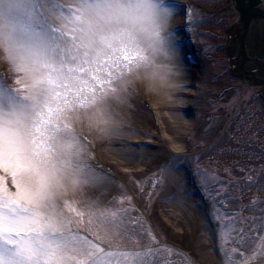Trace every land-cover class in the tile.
Returning a JSON list of instances; mask_svg holds the SVG:
<instances>
[{
  "label": "snow or ice",
  "instance_id": "1",
  "mask_svg": "<svg viewBox=\"0 0 264 264\" xmlns=\"http://www.w3.org/2000/svg\"><path fill=\"white\" fill-rule=\"evenodd\" d=\"M171 15L163 0H0V49L24 89L0 78V166L19 177L17 191L0 189V264H149V256L154 264L162 251L155 235L140 248L105 246L95 230L73 226L76 218L111 225L123 239L127 209L95 200L76 207L64 197L108 178L85 159L76 125L120 130L113 101L123 102L132 77L172 47L174 34H161ZM183 160L174 156L160 171L186 172Z\"/></svg>",
  "mask_w": 264,
  "mask_h": 264
},
{
  "label": "rangeland",
  "instance_id": "2",
  "mask_svg": "<svg viewBox=\"0 0 264 264\" xmlns=\"http://www.w3.org/2000/svg\"><path fill=\"white\" fill-rule=\"evenodd\" d=\"M44 15L50 22H55L58 27L60 26L53 13L45 10ZM235 17L237 14L232 0H191L188 25L193 40V56L199 62L203 76L201 89L198 90L199 95L192 98L191 108L183 112L186 119H192L194 122L184 143L186 154L183 157L184 165L192 168H194V163L200 162V159L198 160L200 148L225 139L229 133H232L231 137L234 136L233 129H229L231 124H228L238 106H240L239 111L243 110V115H246V112L248 115L255 111L260 112L259 120L264 123L263 111L260 108L262 105L256 96L259 88L245 86L236 77L238 73L232 71V57L228 49V44L232 46L231 42L234 38L233 26H240L241 22H245V26L239 31V37L244 43L245 36V53L249 55V51L253 56L254 43L246 29L256 19L241 18L234 25ZM233 43L237 44L236 41ZM247 44L250 49H247ZM18 75L23 76V74H17L11 65L9 68L0 66V78L23 92L22 85L18 84L15 79ZM124 96L126 99L123 102L113 101L112 111L116 120L122 124L115 134L100 133L94 127H89L87 120L83 125L80 123L76 125V131L82 138H87L86 143L89 145V150L84 154L85 159L106 173L108 178L93 184L82 185L68 192L64 199L71 201L76 207H83L95 200L98 207L127 209L124 230L128 232V235L123 239L114 238L111 235L113 231L111 225L96 222L89 224L84 218H76L74 228L81 231L87 230L90 236L95 230L105 246L118 244L122 247L140 248L152 243L150 234L155 235L159 243L154 244L153 247H159L162 251L157 254L154 264H164L165 261L170 264H233L232 260L227 258L221 250L217 221L214 222L216 243L212 248L213 251L211 250V256L205 252L200 241L203 231L201 222L199 225H191L190 232H187L186 228L183 231L176 230L169 224L165 217L166 210L171 211L172 207L169 206L166 209L163 205L172 198L176 172L165 174L160 170L168 160L176 155L168 149V144L162 143L158 147L147 144L156 141L155 137L150 136L151 133L153 131L160 133L163 127L161 122L157 123L154 117L155 112L152 109L158 102L164 103L165 101L136 76L132 77V83ZM173 98L177 97L170 96L165 100ZM245 109H247L246 112ZM161 111L166 113L171 110L168 108ZM162 121L167 124L164 116ZM258 126V130L262 129L264 135V124ZM125 144L145 147L139 150H127L124 148ZM160 148L162 150H159ZM219 151L218 146H215L211 148L210 154H205L201 158V164H205L206 168L203 167L204 170L198 174L218 209L222 226L225 227V246L228 248L225 253L232 255L234 261L239 256L240 262L238 263L244 264L245 261L249 262L264 254V249L260 247L261 242L264 241V233L259 234V229L252 233L245 230L248 236L246 239L242 237L243 242L240 246L238 245L237 232H235L237 221L235 220L232 224L233 215L230 212L231 207H237V203L225 194L226 184L223 181L225 179L223 172L229 170L224 164L227 160L225 156L227 153ZM146 156L149 160L139 172L132 169V164L125 163L127 160L137 161ZM211 157L221 159L223 164L217 166L213 160L209 161ZM18 179V176L13 175L10 166H0V189L10 192L17 191L16 181ZM77 201L80 203L77 204ZM208 203L211 209L209 199ZM69 215L74 216V212H69ZM228 224L232 226L228 228ZM106 229H108L107 232ZM93 238L96 237L93 236ZM164 246L177 250L182 255H169L164 250ZM148 262L153 264L151 256L148 257Z\"/></svg>",
  "mask_w": 264,
  "mask_h": 264
},
{
  "label": "bare ground",
  "instance_id": "3",
  "mask_svg": "<svg viewBox=\"0 0 264 264\" xmlns=\"http://www.w3.org/2000/svg\"><path fill=\"white\" fill-rule=\"evenodd\" d=\"M181 5H172L169 0H163V4L172 9L170 16L169 33L172 36V52L177 58L178 64L183 69V84L184 86L175 92L172 96L177 97L171 100H163L164 103H157L155 107L159 114V119L162 124L160 133L152 132L150 136L155 137L157 146L160 144H168V148L173 154L179 157H184L185 141L188 137L194 122L192 119H186L185 114L191 108L192 98L197 97L200 93L203 76L201 75L200 66L188 62L184 57V49H188L191 39L185 33L184 8L189 5L190 0H176ZM255 8L264 12V1L259 0L255 4ZM263 27L260 28L259 35ZM257 37V34L255 35ZM10 66L4 59V52L0 49V66ZM196 102V101H195ZM170 109L171 111L163 113L162 109ZM173 111V112H172ZM163 116L167 119V124L162 121ZM159 150H162L160 148ZM160 152V151H157ZM151 155L150 153H148ZM149 157H143L137 161H126L127 164H132V169L135 172L141 171L143 166L147 163ZM123 164V163H122ZM186 172H176V181L172 188V198L167 200L163 207H172L171 211L166 210V219L169 224L176 230L183 231L187 229L190 232L191 225H199L201 222L202 235L200 238L201 244L205 248V252L211 256V250L216 243L215 228L213 227V220L211 219L210 211H208L205 198L198 187L196 180L188 171L187 166L184 165ZM131 169V170H132ZM210 216V218H209ZM186 228V229H185ZM264 262V254L259 255L250 264H262ZM249 264V263H248Z\"/></svg>",
  "mask_w": 264,
  "mask_h": 264
},
{
  "label": "trees",
  "instance_id": "4",
  "mask_svg": "<svg viewBox=\"0 0 264 264\" xmlns=\"http://www.w3.org/2000/svg\"><path fill=\"white\" fill-rule=\"evenodd\" d=\"M260 118L258 114H239L231 126L234 136L231 137L230 133L225 141L222 140L216 145L219 152L227 153L224 164L229 170L223 172V181L226 184L225 194L237 203V207H231V214L232 224L237 221L235 232L238 244L243 242L242 237L246 239L248 236L245 230L252 233L259 229V234L264 233V135L258 132V125L264 123ZM210 153L211 149L206 154ZM210 160L217 166L223 164L221 159L211 157ZM232 224H228V228Z\"/></svg>",
  "mask_w": 264,
  "mask_h": 264
},
{
  "label": "clouds",
  "instance_id": "5",
  "mask_svg": "<svg viewBox=\"0 0 264 264\" xmlns=\"http://www.w3.org/2000/svg\"><path fill=\"white\" fill-rule=\"evenodd\" d=\"M170 25V16H166V22L163 24L162 35L167 36ZM183 69L178 64L172 49L161 53L155 63L142 70L139 78L142 79L149 89L156 92L162 100L172 96L181 89L183 84Z\"/></svg>",
  "mask_w": 264,
  "mask_h": 264
},
{
  "label": "water",
  "instance_id": "6",
  "mask_svg": "<svg viewBox=\"0 0 264 264\" xmlns=\"http://www.w3.org/2000/svg\"><path fill=\"white\" fill-rule=\"evenodd\" d=\"M236 1H237V4H238L239 8L245 11V13L243 12V16L244 17L249 18V17H253V16H258V15L261 16V17H264V12H261L260 10H258L257 8H255V4L259 0H251L250 1L251 4L254 7H251V5L244 7V3H243L242 0H236Z\"/></svg>",
  "mask_w": 264,
  "mask_h": 264
}]
</instances>
